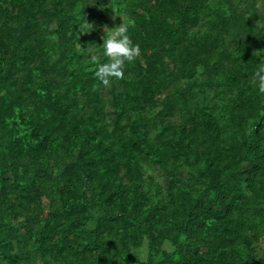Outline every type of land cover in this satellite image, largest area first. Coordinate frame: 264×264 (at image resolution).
<instances>
[{"label": "trees", "instance_id": "16d2710c", "mask_svg": "<svg viewBox=\"0 0 264 264\" xmlns=\"http://www.w3.org/2000/svg\"><path fill=\"white\" fill-rule=\"evenodd\" d=\"M261 63L264 0H0V264H264Z\"/></svg>", "mask_w": 264, "mask_h": 264}, {"label": "clouds", "instance_id": "9594fccd", "mask_svg": "<svg viewBox=\"0 0 264 264\" xmlns=\"http://www.w3.org/2000/svg\"><path fill=\"white\" fill-rule=\"evenodd\" d=\"M87 25L90 24L87 23ZM80 31L82 33L88 32L86 30ZM104 33L103 44L100 48L103 50V56L108 58V62H98L100 57L94 49L87 48L86 51L91 52L90 61L96 63V77L107 85L112 78H124L126 62L134 61L140 55L141 49L139 44L134 43L131 39L129 35V23H126L124 18L119 26L114 28L105 26ZM255 76L259 92L264 93V63L258 65Z\"/></svg>", "mask_w": 264, "mask_h": 264}, {"label": "rangeland", "instance_id": "374dc122", "mask_svg": "<svg viewBox=\"0 0 264 264\" xmlns=\"http://www.w3.org/2000/svg\"><path fill=\"white\" fill-rule=\"evenodd\" d=\"M122 17L124 18L125 22L128 23L126 17H124V16H121V17H120L119 21H117L118 23H117V22L110 21L109 17H108L107 19H108L109 23H111L112 25H114V27H116V26H119V25L123 22V18H122ZM92 24H93V23H92ZM117 24H118V25H117ZM157 180H158V178H157ZM136 253H137V252H136ZM141 253H145L144 255L147 256V254H146V252L144 251V249L141 250V251H139V252L136 254V256L140 255ZM136 258H137V257H136ZM138 261H139V260H138Z\"/></svg>", "mask_w": 264, "mask_h": 264}, {"label": "crops", "instance_id": "0c3cea01", "mask_svg": "<svg viewBox=\"0 0 264 264\" xmlns=\"http://www.w3.org/2000/svg\"><path fill=\"white\" fill-rule=\"evenodd\" d=\"M138 253V252H137ZM145 253H141L140 255H138L142 260H145Z\"/></svg>", "mask_w": 264, "mask_h": 264}]
</instances>
